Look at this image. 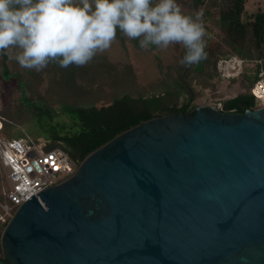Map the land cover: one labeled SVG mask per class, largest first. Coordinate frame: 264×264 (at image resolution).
<instances>
[{
    "label": "water",
    "instance_id": "1",
    "mask_svg": "<svg viewBox=\"0 0 264 264\" xmlns=\"http://www.w3.org/2000/svg\"><path fill=\"white\" fill-rule=\"evenodd\" d=\"M0 264H264V106L141 121L30 196Z\"/></svg>",
    "mask_w": 264,
    "mask_h": 264
},
{
    "label": "rangeland",
    "instance_id": "2",
    "mask_svg": "<svg viewBox=\"0 0 264 264\" xmlns=\"http://www.w3.org/2000/svg\"><path fill=\"white\" fill-rule=\"evenodd\" d=\"M176 3L185 15L195 18L197 13H202L206 57L198 63H181L186 51L181 44H172L167 49H158L155 45L142 49L139 39L132 40L125 35L123 39L116 37L108 50L97 53L92 61L81 67L70 65L62 68L52 62L41 71L22 68L15 59L9 58L12 50H8L7 64L14 73L10 76L11 79L6 80L1 75L0 64V114L18 123L29 133L39 135L47 131L46 127L23 105H32L24 94L33 101L44 100L55 113H59L63 103L102 106L111 103L114 97L126 93L146 98L154 96V106H179L185 99L184 95L176 97L175 94L179 89L183 91L179 83L175 82L180 75H183L188 88L194 81L209 88L214 76L208 74L214 75L215 60L220 56L237 54L229 44L225 27L219 19L225 0H176ZM257 11H264V0H247L242 18L248 21ZM247 43L251 45L250 38ZM251 51L254 57H264V45L259 50L251 47ZM15 72L26 82L24 94L22 81L18 80ZM231 83H217L220 99L231 97L238 90L244 89L246 79L240 78ZM192 91L195 94L194 101H200L203 90ZM212 96L217 97L214 94ZM134 103L137 108L142 106L140 100ZM163 111L159 109L156 113ZM16 116L23 117V120H14L13 117ZM2 134L17 136L19 130L14 124H6ZM2 185L0 179V189ZM3 227L4 224L0 226V235Z\"/></svg>",
    "mask_w": 264,
    "mask_h": 264
},
{
    "label": "clouds",
    "instance_id": "3",
    "mask_svg": "<svg viewBox=\"0 0 264 264\" xmlns=\"http://www.w3.org/2000/svg\"><path fill=\"white\" fill-rule=\"evenodd\" d=\"M201 16L183 14L176 0H0V52L12 50L10 59L36 71L52 62L81 67L119 29L142 49L181 44V63L192 65L206 57Z\"/></svg>",
    "mask_w": 264,
    "mask_h": 264
},
{
    "label": "trees",
    "instance_id": "4",
    "mask_svg": "<svg viewBox=\"0 0 264 264\" xmlns=\"http://www.w3.org/2000/svg\"><path fill=\"white\" fill-rule=\"evenodd\" d=\"M246 1L225 0V6L220 11L219 19L222 26L225 27L229 44L235 53L252 58L254 54L251 51V47L259 50L264 45V11H257L251 16L250 20L245 21L242 16ZM116 37L123 39L124 34L117 29ZM248 38H250L251 45L247 43ZM7 60V51L0 52L1 75L6 80H9L14 72L10 71ZM215 62L213 65L214 75L213 73H209V76L216 75ZM16 75L18 80L22 81L21 76L18 73ZM175 82L179 83V86L183 89L187 87L183 75L176 78ZM22 84L24 94L26 82L22 81ZM189 92L192 94V97L189 99L190 101L194 98L195 94L191 89H189ZM24 96L32 105L22 104L37 117L41 125H45L44 127L47 130L34 136L46 137L50 140V147H61L68 153L72 160L77 162H80L88 153L116 134L141 121L166 112L190 110L188 107L189 102L181 106L162 105L159 107L160 104L153 105L156 100L154 96L146 98L142 95L132 96L126 93L114 97L111 103L102 106L63 103L59 109V113H55L44 100L33 101L32 98L26 97L25 94ZM137 100L142 101L140 108L135 106L136 104L134 102ZM37 102H40V104H37ZM251 107H253V98L246 95L232 99L228 104L229 109L236 111H243ZM159 109L165 112L156 113V110ZM13 119L23 120V117L16 116Z\"/></svg>",
    "mask_w": 264,
    "mask_h": 264
},
{
    "label": "built area",
    "instance_id": "5",
    "mask_svg": "<svg viewBox=\"0 0 264 264\" xmlns=\"http://www.w3.org/2000/svg\"><path fill=\"white\" fill-rule=\"evenodd\" d=\"M215 69L212 86L203 89L200 101L190 100L189 109L200 104L222 107L215 82L232 84L240 78L250 82L253 107L264 106V57L228 54L216 59ZM6 124H14L19 134H2ZM49 143L46 137H36L0 114V179L3 182L0 189V225L5 224L15 208L30 196L68 178L76 170L79 162L72 160L61 147H50Z\"/></svg>",
    "mask_w": 264,
    "mask_h": 264
},
{
    "label": "flooded vegetation",
    "instance_id": "6",
    "mask_svg": "<svg viewBox=\"0 0 264 264\" xmlns=\"http://www.w3.org/2000/svg\"><path fill=\"white\" fill-rule=\"evenodd\" d=\"M251 96L250 95V82L246 81L245 83V88L244 89H240L238 90L236 93H234V95H232L231 97H222V99L219 100V102L221 103V105L227 110V111H236L234 109H229L228 108V104L232 99L238 98L240 96Z\"/></svg>",
    "mask_w": 264,
    "mask_h": 264
},
{
    "label": "crops",
    "instance_id": "7",
    "mask_svg": "<svg viewBox=\"0 0 264 264\" xmlns=\"http://www.w3.org/2000/svg\"><path fill=\"white\" fill-rule=\"evenodd\" d=\"M217 83H218V81L215 82V86H217ZM202 86L196 84V82L194 81L193 83L190 84L189 88H188V85H187V87L185 89H183V91H181L180 89L177 90V92H175L176 97H178L179 95L181 96V94L184 95V97H185L184 101L180 105H182V104H184L186 102H189V99L192 97V94L189 92V89L196 90V91H199V92H201V90H203V89H207V87H202ZM210 86H212V84ZM176 100H177V98H176ZM176 106H178V105H176Z\"/></svg>",
    "mask_w": 264,
    "mask_h": 264
}]
</instances>
